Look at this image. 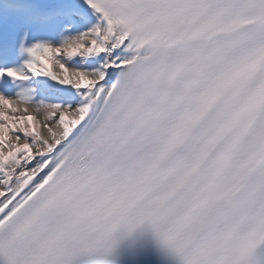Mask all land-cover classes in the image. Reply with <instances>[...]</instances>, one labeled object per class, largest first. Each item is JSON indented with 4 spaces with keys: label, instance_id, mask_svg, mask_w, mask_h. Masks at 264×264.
<instances>
[{
    "label": "snow or ice",
    "instance_id": "obj_1",
    "mask_svg": "<svg viewBox=\"0 0 264 264\" xmlns=\"http://www.w3.org/2000/svg\"><path fill=\"white\" fill-rule=\"evenodd\" d=\"M0 264H264V0H0Z\"/></svg>",
    "mask_w": 264,
    "mask_h": 264
}]
</instances>
